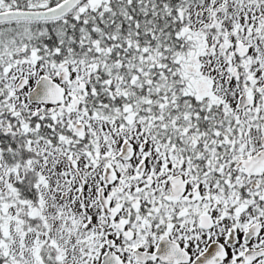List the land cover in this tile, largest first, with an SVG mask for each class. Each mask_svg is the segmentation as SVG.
I'll use <instances>...</instances> for the list:
<instances>
[{"label":"snow or ice","instance_id":"snow-or-ice-1","mask_svg":"<svg viewBox=\"0 0 264 264\" xmlns=\"http://www.w3.org/2000/svg\"><path fill=\"white\" fill-rule=\"evenodd\" d=\"M0 264H264V0H0Z\"/></svg>","mask_w":264,"mask_h":264}]
</instances>
